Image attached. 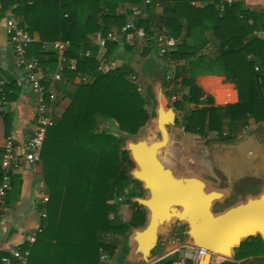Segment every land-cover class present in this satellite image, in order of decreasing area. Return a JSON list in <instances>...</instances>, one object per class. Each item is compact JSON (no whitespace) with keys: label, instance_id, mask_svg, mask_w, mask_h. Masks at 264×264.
I'll return each mask as SVG.
<instances>
[{"label":"trees","instance_id":"obj_1","mask_svg":"<svg viewBox=\"0 0 264 264\" xmlns=\"http://www.w3.org/2000/svg\"><path fill=\"white\" fill-rule=\"evenodd\" d=\"M142 1L10 0V3L17 25L33 37L26 46L27 58H39L43 43H67L62 56L66 60L75 59L76 63L73 69L64 68V72L75 76L95 69L96 61L84 54L97 49L91 36L96 32L103 36L110 31L121 33L130 11L119 12L118 8ZM244 1L149 0L147 18L133 23L142 28L151 46L162 29L172 36L182 34L184 39L192 40L191 44L184 41L171 51L159 53L162 61H183L175 77H181L182 86L187 88L184 98L202 105L187 114L184 127L189 132L201 134L207 127L221 136L223 111L232 124L243 122L248 116L256 124H264V38L253 33L257 25L264 23V10L243 9ZM157 2L163 3L160 14L154 12ZM218 5L223 6L221 11ZM249 18L252 23L248 22ZM120 42L126 50L132 49L124 37ZM119 44L107 40L105 56H110ZM148 52L149 47L145 46L141 55ZM128 74L121 67L109 69L79 83L60 117L46 128L39 153L47 194L45 216L40 219L30 246L24 243L20 247V250L30 249L26 264H110L101 256L111 257L120 237L129 228L144 225L145 209L131 200L143 196L144 190L124 170L123 164L129 161V156L122 146L127 136L137 134L149 114ZM197 74L225 76L235 85L238 101L224 107L208 105L212 100L203 97L195 84ZM161 85H165L163 75ZM17 88L15 82L4 83L0 96L12 100ZM0 114L8 133L11 116ZM98 119L115 121L120 135L100 130ZM130 183L132 186L127 188ZM19 185V177L13 174L7 193L13 195ZM119 202L131 208L126 220L115 215ZM126 251L124 247L118 264H123ZM263 253L264 244L256 236L243 241L235 249L234 258ZM219 264L236 263L225 260Z\"/></svg>","mask_w":264,"mask_h":264},{"label":"crops","instance_id":"obj_2","mask_svg":"<svg viewBox=\"0 0 264 264\" xmlns=\"http://www.w3.org/2000/svg\"><path fill=\"white\" fill-rule=\"evenodd\" d=\"M225 1L227 2V0ZM217 7L219 11L223 8L222 5ZM242 7L243 9L256 11L264 10V0H245ZM127 10L130 11L127 22L134 23L138 20H144L148 16V3L143 0L139 4L125 5L118 8L119 12ZM162 10L163 3L157 2L154 6V12L160 14ZM6 19L14 20L12 5L10 0H0V79L6 84L15 82L18 87L15 98L0 106L1 113L11 116V128L7 133L4 119L0 114V158L3 143L7 136L14 139V144L20 151L27 137L35 131L36 105L39 100L45 103L46 114L54 121L60 117L64 108L68 105L69 99L76 91L79 83L89 81L95 75L104 73L109 69L121 67L129 71L127 76L141 95L144 107L149 114L148 120L153 121L154 128L155 111L152 114L148 110L150 95L148 86L152 77L155 76L161 82V75L165 76V85L162 90L166 101L174 108L176 113L174 125L168 127L169 142L171 140L176 145V151H179L180 148L189 150L188 156L191 155L190 152L193 151L194 147L204 151L200 154L198 160L192 159L193 161L188 163L186 161V165L184 164L181 169H178L177 165L182 163L180 157L176 151L169 150L168 157L173 160L179 173L197 174L217 188L229 189L230 195L224 200L226 202L230 199L228 205L243 200L247 195H256L264 189V124H256L250 116L243 122L238 121L232 124L226 112L223 111L221 136H219L217 130H209L207 127L201 134L192 133L185 129L184 124L189 111L194 110L196 107L200 108L202 105H195L184 98L187 88L182 86L181 77H175V73L179 70L183 61L176 63L169 59L162 61L160 58L159 53L163 54L175 48L162 52L157 45L156 38L160 32L165 31L164 29L158 31L152 46L148 45L146 40L131 36L129 42L125 41L132 45L131 50H126L120 41L119 47L108 57L105 56V48L98 45L94 52L87 50L84 54L96 61L94 71L88 74L71 76L64 72V68L73 69L76 60L63 58L62 53L67 48V43H60L62 50L55 48L54 43H43L39 58H27L36 62V67L32 73L18 65L13 51V44L5 32L4 22ZM252 21V18H249L248 22L252 23ZM14 22L16 21L14 20ZM184 22L183 20L182 23ZM257 27V30L253 33L264 38V23L257 25ZM174 37L177 39L176 45L184 41L186 44L192 43L191 39H184L182 34ZM145 46L149 47V52L147 55L142 56L141 52ZM50 59L55 60L51 63ZM59 67L62 69L60 77L55 79L54 75ZM31 77L37 79L42 85L43 90L40 94L33 89ZM194 80L203 92V97L208 96L211 98L212 103L208 105L224 107L238 101V92L235 85L227 81L223 75L197 74ZM98 126L100 130L107 131L114 136L120 135L118 126L112 119H98ZM142 127L139 128L137 134ZM150 132L152 133V131ZM122 148L124 149V143ZM129 163H131L130 159L123 164L124 170L128 173L130 170H127L125 165ZM14 174L20 180L19 190L13 195L6 192L0 200V257L7 256L10 264L15 261L11 257L10 251L20 249L24 243L30 246V237L38 231L40 219L42 218L41 213L45 212L46 209V202L41 199L42 195L46 194L42 182L41 160L38 158L31 165L24 164ZM244 181H246V186L241 188L248 189L244 191V196H241L239 193L243 191L239 192L237 188ZM131 186L132 183L127 188ZM113 201L114 199L111 200V202ZM127 208L128 204L117 203L115 215L121 220L128 219L130 211ZM113 216L114 214H110V217ZM185 231L186 226L176 222L162 232L157 243V245H160L159 252L153 256L151 263L165 264L170 260L174 261L180 257H185L186 264H197L198 256L190 252L192 247L188 243ZM130 233L131 228L120 237L119 246L111 257L107 254L102 255L104 261L110 264H118L119 255L125 247L127 251L122 262L123 264L129 263ZM25 250L29 254V247ZM225 260L236 264H264V253L248 255L239 259H235L233 255L231 259ZM225 260L223 259L217 264Z\"/></svg>","mask_w":264,"mask_h":264},{"label":"water","instance_id":"obj_3","mask_svg":"<svg viewBox=\"0 0 264 264\" xmlns=\"http://www.w3.org/2000/svg\"><path fill=\"white\" fill-rule=\"evenodd\" d=\"M153 91L159 137L124 140V150L134 164L129 175L144 190L143 196L131 200L146 211L144 225L131 228L128 261H151L159 235L176 222L186 226L191 247L206 251L197 264H213L215 256L231 259L235 249L251 237L259 236L264 244V189L215 211L214 205L228 198L230 190L217 188L197 174L179 173L174 162L163 155L169 142L168 127L174 125L176 113L168 105L160 81Z\"/></svg>","mask_w":264,"mask_h":264},{"label":"built area","instance_id":"obj_4","mask_svg":"<svg viewBox=\"0 0 264 264\" xmlns=\"http://www.w3.org/2000/svg\"><path fill=\"white\" fill-rule=\"evenodd\" d=\"M147 2L149 0H146ZM233 0H227L231 3ZM1 25V20H0ZM4 28L8 39L13 44V51L16 57L18 65L26 68L29 72H33L36 67V62L34 60H29L26 57V46L33 41L32 35L26 30L19 27L16 22L12 19H6L4 22ZM131 36H136L140 39L146 40V36L142 28L135 27L133 23L127 22L121 27V33L116 31H110L106 35H101L99 32L94 33L91 38L92 40L101 48H105V43L107 40L120 41L124 37L126 42H129ZM157 45L162 52L172 49L177 43V39L167 33L162 31L157 36ZM60 43L54 42L55 48L62 50ZM61 67L55 73L54 78L58 79L60 77ZM31 84L33 89L39 94L42 92V85L35 79L31 77ZM3 81L0 79V87L3 86ZM6 102L4 95L0 96V106ZM36 129L35 131L27 137L23 143L22 149L19 151L15 144L14 139L9 136L6 137L3 143V151L0 158V200L5 196L7 190L10 188V179L15 171L25 165H31L39 158V153L42 147L45 130L48 126L52 125V119L46 114V105L42 100H39L36 105V115H35ZM43 202L47 201V195L43 194L41 197ZM41 216L44 217L45 213L42 212ZM34 236L30 237V241H33ZM190 252L196 256H200L206 253L205 250L200 248L192 247ZM11 257L16 261V264H26V258L28 256L27 250L12 249L10 251ZM103 259V256H101ZM0 264H10L7 256L0 257ZM170 264H186L185 257H180Z\"/></svg>","mask_w":264,"mask_h":264},{"label":"rangeland","instance_id":"obj_5","mask_svg":"<svg viewBox=\"0 0 264 264\" xmlns=\"http://www.w3.org/2000/svg\"><path fill=\"white\" fill-rule=\"evenodd\" d=\"M157 82H158V80L154 76V77L151 78L150 84L148 86L149 93H150L149 100H148V110L151 111L152 114H154V110H155V107H156V100H155V94H154L153 88H154V85ZM168 105H169V103H168ZM150 131H152V133ZM136 136L145 137V138H149V139H154V138H158L159 137V133L153 127V121L149 119L143 125V127L141 128V130L139 131V133L136 134L133 137H136ZM169 150L176 151V145L174 143H172L171 140H170V142H168V145L163 150V155L165 157H167V158H169L168 157ZM190 151H192V150H190ZM176 152H177V155L180 157V160L182 162V163H180V165L179 164L177 165V168L178 169H181L183 167L182 165H184V164L186 165V161L188 163L189 161H193V160L196 161V160H198L200 158V154L202 152L204 153V151L202 149L198 148V147H196V148L194 147L193 151L190 152L191 153L190 156H188L189 155V150H186V149L180 148V150L179 151H176ZM186 156H187V158H186ZM170 161L173 162V160H171V159H170ZM133 167H134V164L132 162L129 163V164H127V165H125V168L127 170H131ZM245 184H246V181L242 182L240 184V187L237 188V191H239V192L240 191H243L242 193H239V195H241V196H244V191L248 189V188H246V189H242L241 188V187H245L246 186ZM229 203H230V199L227 200L226 202L223 201L221 203H216L214 205V210L215 211H220L225 205H228ZM127 209L130 211L131 208H130L129 205H128V208ZM159 247H160V245H157L155 247V249L152 252V256L156 255L159 252ZM223 259L225 260V258H223L221 256H215L214 257V260H213V264H217L219 261H222ZM139 264H153V263H151V261H149L148 263L142 262V263H139ZM154 264H156V262H154Z\"/></svg>","mask_w":264,"mask_h":264}]
</instances>
